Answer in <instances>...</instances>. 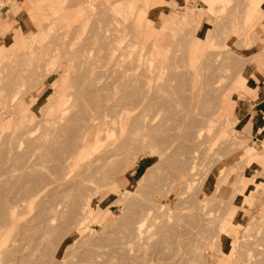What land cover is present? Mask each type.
Returning <instances> with one entry per match:
<instances>
[{
    "label": "rangeland",
    "instance_id": "1",
    "mask_svg": "<svg viewBox=\"0 0 264 264\" xmlns=\"http://www.w3.org/2000/svg\"><path fill=\"white\" fill-rule=\"evenodd\" d=\"M130 1L134 9L146 4L0 0V220L18 201L13 223L0 222V264H264V130H252L234 108L254 96L250 80L264 71V0L249 20L252 0H218L211 9L204 0H154L146 5L153 21H137ZM62 96L67 130L52 127L49 113ZM114 101L133 106L124 126L130 137L120 157L82 185L85 210L69 216L82 223L75 230L70 218L62 222L73 226L60 242L61 225L42 220L48 197H23L40 186L53 191L65 136L92 106ZM55 132L59 146L50 145ZM77 178L74 168L69 179ZM139 201L151 202L157 219L136 243L128 239L137 216L129 215H138ZM226 220L240 225L226 228L230 256L221 244Z\"/></svg>",
    "mask_w": 264,
    "mask_h": 264
},
{
    "label": "bare ground",
    "instance_id": "2",
    "mask_svg": "<svg viewBox=\"0 0 264 264\" xmlns=\"http://www.w3.org/2000/svg\"><path fill=\"white\" fill-rule=\"evenodd\" d=\"M137 1V0H136ZM207 4V8L208 9H211L212 8V4L215 2H217L218 0H204ZM262 0H252L250 2V7H249V17H247L246 19L249 20L250 19V15L254 13L256 7L260 4ZM133 1H130L129 3V6H128V10L129 12H132L133 9H134V5H133ZM145 5L144 6H139L138 9H134V10H137V21L141 20V18L147 20V21H153L152 18H150L148 16V8L146 5H151L152 7V3H154V0H145ZM214 3V4H215ZM206 8V9H207ZM199 9V8H198ZM136 18V17H135ZM246 20V21H247ZM133 21V20H132ZM145 21V22H147ZM140 23V22H139ZM145 24V23H144ZM139 25V24H138ZM150 27V26H149ZM151 28V27H150ZM164 26L161 24V28L159 29L160 31L161 30H164ZM149 30H152V29H149ZM127 33V32H126ZM159 34V33H158ZM126 35V34H125ZM137 35V34H136ZM147 35V34H146ZM132 36V35H131ZM131 41V40H129ZM134 41V40H133ZM140 45V44H139ZM140 47V46H139ZM150 48V47H149ZM144 51V50H143ZM157 52V50H156ZM149 53V52H148ZM123 54V53H122ZM165 60V59H164ZM163 62V61H162ZM142 63V62H141ZM143 65V64H142ZM162 65V64H161ZM153 66V65H152ZM159 66V65H158ZM157 69V68H156ZM125 70V69H124ZM132 70V69H131ZM145 70V69H144ZM159 70V68H158ZM156 71V70H155ZM50 73V72H49ZM143 73V72H142ZM251 73L248 72L247 70L244 71V75L241 76L239 79L240 81L242 82L241 84H245V82L248 80V76L250 75ZM131 75V74H130ZM138 75V74H137ZM129 76V75H128ZM132 76V75H131ZM148 76V75H146ZM120 77V75H119ZM118 77V78H119ZM63 78V77H62ZM141 78V77H140ZM164 79V78H163ZM162 79V80H163ZM131 80V79H130ZM129 80V81H130ZM64 81V79H63ZM115 81V80H114ZM132 81V80H131ZM153 81V80H152ZM65 82V81H64ZM122 82V80L120 81ZM135 81H133L134 83ZM128 83V82H127ZM126 83V84H127ZM165 83V81H164ZM238 83H239V80H238ZM131 84V83H130ZM143 84V83H142ZM156 84V83H154ZM163 84V83H162ZM54 85V84H53ZM55 86V85H54ZM121 86V85H120ZM140 86V84H139ZM164 86V85H163ZM59 87V86H58ZM126 87V86H125ZM124 87V88H125ZM136 88V87H135ZM161 88V87H160ZM140 89V88H139ZM55 90H56V87H55ZM136 90V89H135ZM157 90V89H156ZM58 91V90H56ZM154 91V90H152ZM151 91V92H152ZM125 92V91H124ZM54 93V92H53ZM189 93V92H188ZM195 94V92H193ZM56 94V93H55ZM67 94V93H66ZM143 93H141L142 95ZM154 94V93H153ZM124 95V94H123ZM144 95V94H143ZM150 94H148L149 96ZM64 96V95H63ZM61 97V99L58 101L57 105L55 108L49 110V113H51L53 116H54V120H53V125L55 124V126H52V127H55L57 128V126H62L64 124H61L62 123V120L63 118L65 117V109L62 105L64 103V106L67 107V99L64 101L63 98L64 97ZM190 96V95H189ZM194 96V95H193ZM118 97V96H116ZM126 97V96H125ZM54 98V96H53ZM56 98V97H55ZM123 98V97H122ZM147 98V97H146ZM189 98V97H188ZM195 98V97H194ZM51 99V98H50ZM49 99V100H50ZM115 100V99H114ZM126 100V98H125ZM149 100V99H148ZM113 101V100H111ZM127 101V100H126ZM119 102L121 104H117L115 103L116 101H114V103L112 102L111 104L110 103H105L104 102V105H100L99 103V107L93 109V106L91 107V110H87L86 113H83L84 115L81 116V121L79 123V127L76 129V131L74 132V136L71 137L72 138V141H71V138L69 136H65V137H68L69 140H70V146H68V144L66 143L65 141V145L67 144V146L69 147L68 149H66V151H62L63 150V147L61 146L60 149H62V154H60L57 158V161L55 163V168L59 171L57 172H54L53 174L55 173H58L57 177H54L57 181L56 183V186H51L49 187L48 189H53V191L50 193V194H46V192H44L45 190V187H36V190H34V192H30L31 190H29V194H28V191L26 193V196H24V200L26 199H30L32 196L34 195H38L36 192H42V197H48V199L46 200V203L43 204V207H42V211L46 214L43 213V218L42 220H45V222L47 223V225L45 226V228H47V226L49 224H52L53 221L55 220V224L57 225H61V226H66V227H63L62 230H65L64 228H66V230L63 231L59 228H61V226L58 228L59 231H61L60 233H62V235L59 233V231H57V233H55L54 236H56V234H60L61 238H60V242L63 241V239L65 238L66 234L70 231V227H76L77 229L75 230H78V225H81V223L78 222L77 219H79L80 217L78 218H75L73 217V221L71 219V215H74L75 214H81L83 209H84V200H85V197H87L86 195H83V191L82 190V185L87 182L89 180V178H93L92 176L94 177H98V173L101 174L103 173V168L110 165V163L112 161H114L115 159H117V157H120L118 155H120V153H122L121 151L124 150L122 149L123 145H125L124 143H126V137L128 136H125V119L128 117V112L130 110H132V107H126V105H124V103L126 102ZM154 101V100H152ZM194 101V100H193ZM53 102V101H51ZM107 102V101H106ZM155 102V101H154ZM55 103V101H54ZM53 103V104H54ZM52 104V103H51ZM50 104V105H51ZM56 104V103H55ZM102 104V103H101ZM130 104V103H129ZM49 105V107H50ZM96 105V103H95ZM192 105V104H191ZM52 106V105H51ZM55 106V105H54ZM53 107V106H52ZM51 107V108H52ZM146 107V106H145ZM151 108V107H150ZM154 108V107H152ZM143 110V109H142ZM151 110H155L154 109H151ZM55 113V114H53ZM65 113V114H64ZM143 113H147V112H143ZM138 114V113H137ZM148 114V113H147ZM155 115V114H154ZM140 117V116H139ZM143 117V116H142ZM146 117V116H145ZM150 117V116H149ZM66 118V117H65ZM64 118V120H65ZM135 118V117H134ZM137 118V117H136ZM151 118V117H150ZM157 118V117H156ZM69 120V118H67ZM149 120V119H148ZM67 121V120H66ZM65 121V122H66ZM134 121V120H133ZM68 122V121H67ZM136 122H139V121H136ZM143 122V121H142ZM151 122V120L149 121ZM145 123V121L143 122ZM57 125V126H56ZM143 125V124H142ZM145 125V124H144ZM149 125V124H148ZM60 126V127H61ZM127 126V125H126ZM68 128V126H66ZM54 128V129H55ZM59 128V127H58ZM57 128V129H58ZM52 129L53 131H57L56 129L54 130ZM62 129H66V128H61ZM52 130H50L52 132ZM67 130V129H66ZM59 131V130H58ZM57 131V132H58ZM29 132V131H28ZM26 133V132H25ZM116 133V136L113 137V135ZM56 132L53 134V136H56L54 142L51 141L53 138H49L51 141L50 145H55L57 144L58 142H60V145L62 144L61 142L63 140H60L58 138L57 135H55ZM72 134H73V131H72ZM51 135V133H50ZM60 135V134H59ZM63 135V134H61ZM130 137V136H128ZM29 138V137H27ZM64 138V137H63ZM62 138V139H63ZM48 139V138H47ZM171 139V138H170ZM43 140V139H42ZM173 141V139H171ZM47 141V140H46ZM170 141V140H169ZM44 145L45 144H48L49 142L47 141V143L43 142ZM69 143V142H68ZM59 144V143H58ZM57 144V145H58ZM43 145V144H42ZM49 145V146H50ZM59 146V145H58ZM58 146H54V149L55 147H58ZM46 148V146H45ZM49 148V147H47ZM52 148V147H51ZM59 148V147H58ZM67 148V147H65ZM125 148V147H124ZM55 151V150H54ZM58 151V150H56ZM120 151V152H119ZM58 154V153H57ZM56 157V156H55ZM56 160V158H55ZM76 168L77 171H78V178L76 179V181H73L71 182L70 179H69V176H70V171L72 169ZM54 169V168H53ZM114 169V168H113ZM112 169V171H114ZM105 172V171H104ZM109 172V170H108ZM51 173V172H50ZM100 174V175H101ZM113 174V172H112ZM106 175V174H105ZM183 175V174H182ZM55 176V175H54ZM181 176V174H180ZM107 177V176H106ZM219 179V178H218ZM91 181H93V179H90ZM178 180H181V178H179ZM224 180V179H223ZM226 180V179H225ZM55 181V182H56ZM99 181V180H98ZM184 181V179H183ZM202 181V180H201ZM90 186V181L87 182ZM93 183V182H92ZM95 184V183H94ZM103 184V183H101ZM200 184V183H199ZM219 184V183H218ZM99 185V184H97ZM88 186V187H89ZM173 186V185H172ZM215 186V185H214ZM56 187V189L54 188ZM87 187V186H86ZM85 188V186H84ZM95 188V187H94ZM215 188V187H214ZM85 189H88V188H85ZM98 189V188H97ZM164 189V188H163ZM84 190V189H83ZM94 190V189H93ZM51 191V190H49ZM82 192V195L79 194V192ZM253 192V191H252ZM85 194V193H84ZM83 196V197H80V196ZM93 195V194H92ZM194 195V194H193ZM23 196V194H22ZM90 196V195H88ZM160 196V195H158ZM194 198V197H193ZM20 199V198H19ZM148 199V198H147ZM150 199V198H149ZM198 198H196V201H197ZM18 200V199H16ZM237 200L240 201V197H237ZM27 201V200H26ZM141 201V200H140ZM139 201V202H140ZM194 201V200H193ZM209 201V199H208ZM14 203V200L12 201ZM136 202V201H135ZM201 202V201H200ZM200 202L198 204H200ZM11 203L9 206H7L6 210V214L5 216H3V218H1L3 221H4V217L6 220H9L8 223L6 224H12L13 221H14V210H15V207L16 204L18 203V201H16V203ZM142 203V202H140ZM145 203V201L143 202ZM142 203V205H139L143 208H140L138 206V210L139 212H136L138 213L135 214L134 216L133 215H129L131 216V218H134L136 217L135 219H133V223L131 224L130 222V225H132L130 228H131V232H130V237L131 239H128V240H132L136 243H139V241L141 242V240L143 239V235H145V239H146V233L144 234L145 232V226L147 225H152L153 223H156V219L157 217L156 216H153V214L151 213L152 209H151V206L149 202L148 204H146V206H144V204ZM155 203V202H154ZM158 203V202H157ZM156 203V204H157ZM203 204V203H202ZM3 205V204H2ZM154 205V204H153ZM158 207L160 206L159 203L157 205ZM202 206V205H201ZM207 206V205H206ZM134 207V206H133ZM137 207V206H135ZM153 207V206H152ZM156 207V206H155ZM156 207V208H158ZM4 208V207H3ZM155 208V209H156ZM202 208V207H201ZM205 208V207H203ZM91 209V208H89ZM129 209V208H128ZM131 209V208H130ZM129 209V210H130ZM140 209V210H139ZM154 209V208H153ZM154 209V210H155ZM85 210V209H84ZM135 210V209H134ZM204 210V209H203ZM41 211V212H42ZM91 211V210H90ZM132 211V210H131ZM197 211V210H196ZM93 212V211H92ZM130 212V211H128ZM203 212V211H201ZM132 214V212H130ZM83 214V213H82ZM197 214V213H196ZM200 214V213H199ZM206 214V213H204ZM78 215V216H79ZM201 215V214H200ZM71 216V217H69ZM83 216V215H82ZM128 216V217H129ZM198 216V215H197ZM204 216V215H203ZM77 217V216H76ZM87 217V216H86ZM123 217V216H122ZM127 217V218H128ZM200 217V216H198ZM68 218H70L71 222L74 223L73 225L71 224L69 226V224H65V223H62L64 222L65 220H67ZM74 218H75V221H74ZM85 218V217H84ZM83 219V218H82ZM126 219V218H125ZM124 219V220H125ZM2 220H0V222H3ZM57 220V221H56ZM69 220V221H70ZM130 220V219H129ZM68 221V220H67ZM121 221V220H120ZM127 221V220H126ZM131 221V222H132ZM199 221V220H198ZM44 222V221H43ZM44 222V223H45ZM66 222V221H65ZM123 222V221H122ZM128 222V221H127ZM69 223V222H67ZM125 223V222H124ZM222 223V222H221ZM220 223V224H221ZM199 224V223H198ZM56 225V226H57ZM121 225V224H120ZM128 225V224H126ZM222 225V224H221ZM224 229H223V235H222V240H221V244H222V251L224 253V255H228L230 256V252H231V244H232V241H231V237H232V234L229 233L227 231V226H230V229H239L240 228V225L238 223H235L234 221H228L226 220L224 222ZM54 226V224H53ZM69 226V227H68ZM165 226V224L163 223V226L161 225V227L163 228ZM198 226V225H197ZM220 226V225H219ZM6 227V225L4 223H0V237H3L4 236V228ZM51 227V226H49ZM48 227V228H49ZM67 227L69 230H67ZM124 227V226H123ZM126 227V226H125ZM127 226V228H129ZM55 228V226H54ZM146 228H149V227H146ZM162 228H160V230H162ZM51 228H49L48 230H50ZM231 229V230H232ZM46 230V231H48ZM54 230V229H53ZM125 230V228H124ZM128 230V229H127ZM51 231V230H50ZM130 231V230H128ZM221 231V230H220ZM67 232V233H65ZM165 230H162V235H166L165 234ZM125 233V231H124ZM49 234V232H48ZM126 234V233H125ZM181 234H186V233H182V230H181ZM178 235V234H177ZM53 236V235H52ZM59 236V237H60ZM88 236V235H87ZM186 236V235H185ZM150 237V236H149ZM58 238V237H56ZM87 238V237H86ZM97 238V237H96ZM148 238V237H147ZM9 239V238H8ZM59 239V238H58ZM57 239V240H58ZM88 239V238H87ZM95 240V239H94ZM59 241V240H58ZM93 241V240H92ZM131 241V242H132ZM130 242V241H129ZM125 243V242H124ZM127 244V243H126ZM133 244V242H132ZM124 245V244H123ZM134 245V244H133ZM145 246V245H144ZM180 246V245H178ZM139 247H142V246H139ZM146 247V246H145ZM144 247V248H145ZM91 248V247H90ZM138 248V247H137ZM141 249V248H140ZM180 249V248H179ZM143 250V248H142ZM145 251V250H143ZM182 251V250H181ZM54 251H52L53 253ZM141 252V251H139ZM142 253V252H141ZM182 253V252H181ZM173 255V254H172ZM177 255V254H176ZM223 255V254H222ZM144 256V255H143ZM173 257V256H171ZM181 258L185 259L184 257L180 256ZM139 258V257H138ZM180 258V259H181ZM169 259H173V258H169ZM176 259V258H175ZM178 259V258H177ZM176 259V260H177ZM183 259L179 260V263H183ZM189 259V258H188ZM50 260V259H49ZM176 260H173V262H175ZM169 261V260H168ZM167 261V262H168ZM183 261V262H182ZM191 261V260H190ZM188 262V261H187ZM152 263V262H151ZM178 262L176 261L175 264H177ZM185 263H186V260H185ZM191 263V262H190ZM27 264H31V263H28ZM84 264V263H83ZM155 264V263H153ZM157 264V263H156Z\"/></svg>",
    "mask_w": 264,
    "mask_h": 264
},
{
    "label": "crops",
    "instance_id": "3",
    "mask_svg": "<svg viewBox=\"0 0 264 264\" xmlns=\"http://www.w3.org/2000/svg\"><path fill=\"white\" fill-rule=\"evenodd\" d=\"M255 13H257L255 11ZM202 19V18H201ZM257 82L250 80V90L254 96L247 98L243 104L240 100L234 102L235 112H238L241 120H244L245 115L252 123V130L255 132L264 130V71L255 74ZM261 121V122H260ZM260 122V123H259Z\"/></svg>",
    "mask_w": 264,
    "mask_h": 264
}]
</instances>
